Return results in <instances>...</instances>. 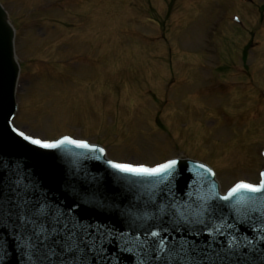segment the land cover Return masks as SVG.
<instances>
[{
	"label": "rangeland",
	"instance_id": "obj_1",
	"mask_svg": "<svg viewBox=\"0 0 264 264\" xmlns=\"http://www.w3.org/2000/svg\"><path fill=\"white\" fill-rule=\"evenodd\" d=\"M0 4L15 29L17 130L87 141L120 164L200 162L222 195L259 183L264 0Z\"/></svg>",
	"mask_w": 264,
	"mask_h": 264
},
{
	"label": "water",
	"instance_id": "obj_2",
	"mask_svg": "<svg viewBox=\"0 0 264 264\" xmlns=\"http://www.w3.org/2000/svg\"><path fill=\"white\" fill-rule=\"evenodd\" d=\"M14 37L0 5V264H264V190L221 196L185 158L123 172L99 147L18 132Z\"/></svg>",
	"mask_w": 264,
	"mask_h": 264
},
{
	"label": "snow or ice",
	"instance_id": "obj_3",
	"mask_svg": "<svg viewBox=\"0 0 264 264\" xmlns=\"http://www.w3.org/2000/svg\"><path fill=\"white\" fill-rule=\"evenodd\" d=\"M21 134L23 135V133H21ZM33 143L40 144V141L34 140ZM69 143H77V142L76 141H69ZM41 146L53 147V145H48V144H44ZM77 146L83 147V148L88 147V145L84 144V143H77ZM174 163L175 162H173L172 164L164 165L163 167L158 168V169L134 168V167H131V166L126 165V164H114L113 167L118 168L119 170H121L123 172H137V173L156 174L158 172H162V171H165L169 168H172ZM241 189H245L249 192H260V191L264 190L261 187H256L252 184L242 183V184L238 185L235 189H233V191L236 192V191H240Z\"/></svg>",
	"mask_w": 264,
	"mask_h": 264
},
{
	"label": "trees",
	"instance_id": "obj_4",
	"mask_svg": "<svg viewBox=\"0 0 264 264\" xmlns=\"http://www.w3.org/2000/svg\"><path fill=\"white\" fill-rule=\"evenodd\" d=\"M261 11H262V12L264 11V7L261 8ZM245 53H246V52L244 51V54H245Z\"/></svg>",
	"mask_w": 264,
	"mask_h": 264
}]
</instances>
